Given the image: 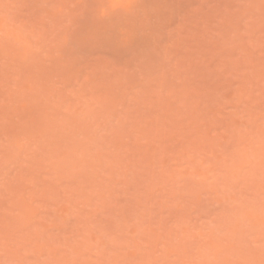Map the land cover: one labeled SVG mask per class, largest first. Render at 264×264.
Masks as SVG:
<instances>
[{"label":"rangeland","instance_id":"374dc122","mask_svg":"<svg viewBox=\"0 0 264 264\" xmlns=\"http://www.w3.org/2000/svg\"><path fill=\"white\" fill-rule=\"evenodd\" d=\"M0 264H264V0H0Z\"/></svg>","mask_w":264,"mask_h":264}]
</instances>
